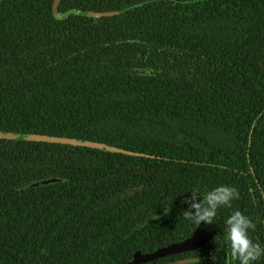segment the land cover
I'll return each instance as SVG.
<instances>
[{"label":"trees","instance_id":"16d2710c","mask_svg":"<svg viewBox=\"0 0 264 264\" xmlns=\"http://www.w3.org/2000/svg\"><path fill=\"white\" fill-rule=\"evenodd\" d=\"M52 4L0 0V130L122 151L0 138V264H124L197 227L213 264H239L236 211L264 249V0ZM220 186L238 197L211 223L184 218Z\"/></svg>","mask_w":264,"mask_h":264},{"label":"clouds","instance_id":"9594fccd","mask_svg":"<svg viewBox=\"0 0 264 264\" xmlns=\"http://www.w3.org/2000/svg\"><path fill=\"white\" fill-rule=\"evenodd\" d=\"M198 193V191L192 192L191 200L187 201L189 208L183 213L185 219L192 220L197 226L201 222L211 223L218 207L230 206L231 200L238 197L237 191L228 186H220L204 193L202 199H198ZM226 224L228 226L226 240L233 261L238 260L239 264H251L264 253V249H261L259 244H253L248 237V229H254L255 224L240 211L233 213Z\"/></svg>","mask_w":264,"mask_h":264},{"label":"water","instance_id":"95a60500","mask_svg":"<svg viewBox=\"0 0 264 264\" xmlns=\"http://www.w3.org/2000/svg\"><path fill=\"white\" fill-rule=\"evenodd\" d=\"M59 1L60 0H53L52 12L57 18H60V19L65 18L70 13L86 14L88 16H93V17L112 15L115 13L114 11H104V12L92 11V10L81 11L79 9H69L65 12H59L57 9ZM0 138L60 142V143H68V144H73V145L95 147V148H99V149H102L105 151H111V152L122 151L120 148H117L115 146H111V145L98 142V141L77 138V137H60V136H50V135L37 134V133H22V132H11V131H1L0 130ZM125 152L131 153L128 151H125ZM60 180L61 179L59 178L50 177V178H45V179L34 181L30 183L29 186H37L39 184H49V183L57 182ZM215 233L216 232L214 230H205L203 228H196L192 231L189 237H187L186 239L180 242L171 243L164 247H159L150 253H141L139 250H137L133 253L131 260L124 264L144 263V262L153 260L155 258L163 257L169 254L192 250L208 242L210 239H212ZM192 260H195V259L190 258V259H185V260H177V261L168 262L165 264H181L183 262H190Z\"/></svg>","mask_w":264,"mask_h":264},{"label":"flooded vegetation","instance_id":"af4514ba","mask_svg":"<svg viewBox=\"0 0 264 264\" xmlns=\"http://www.w3.org/2000/svg\"><path fill=\"white\" fill-rule=\"evenodd\" d=\"M197 228H200V227H197ZM196 229V228H195ZM206 230V229H205ZM193 231V230H192ZM192 233V232H191ZM191 235V234H190ZM189 235V236H190ZM188 236V237H189ZM187 237L177 241V242H180L184 239H186ZM211 240V239H210ZM209 240V241H210ZM208 241V242H209ZM177 242H174V243H177ZM206 242L205 244H202L192 250H188V251H183V252H178V253H173V254H169V255H166V256H163V257H159V258H155L153 260H150V261H155V260H158V259H163L165 258L164 260H162L159 264H165V263H168V262H173V261H177V260H185V259H195V260H192L190 262H183L181 264H213V260H215L216 258L218 259L217 256L215 255H210L208 256L205 252V246L206 244L208 243ZM171 244V243H170ZM169 245V244H168ZM167 246V245H166ZM222 247V246H221ZM220 247V248H221ZM207 257V258H205ZM211 257V258H209ZM213 258V260H211ZM210 260V261H209ZM227 261H229V257L226 258ZM148 261V262H150ZM148 262H144V263H148ZM139 264H143V263H139Z\"/></svg>","mask_w":264,"mask_h":264}]
</instances>
